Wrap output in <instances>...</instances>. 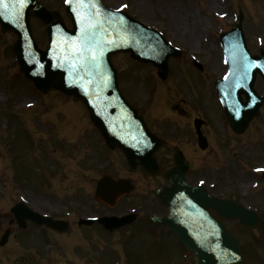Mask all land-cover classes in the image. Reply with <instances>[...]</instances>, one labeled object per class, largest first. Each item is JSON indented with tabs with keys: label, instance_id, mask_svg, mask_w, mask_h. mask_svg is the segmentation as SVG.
Listing matches in <instances>:
<instances>
[{
	"label": "rangeland",
	"instance_id": "1",
	"mask_svg": "<svg viewBox=\"0 0 264 264\" xmlns=\"http://www.w3.org/2000/svg\"><path fill=\"white\" fill-rule=\"evenodd\" d=\"M127 1L129 6L123 3L129 7L127 12H132L142 22L148 24V17L168 22L166 36L183 52L179 59H170L173 78L167 84L171 87L174 81H182L186 86L185 97L198 95L201 99L203 109L200 111H205V130L210 143L213 142L214 151L209 149L197 153L200 158H192L190 180L193 183L205 180L214 185L217 182L214 192L226 197L239 196L248 190L254 195L262 193L264 205V184L258 182L252 170L254 166L264 167V104L261 116L252 121L249 130L242 135H234L222 126L226 121L212 85V80L225 69L220 61L222 52L217 27L224 30L232 26L240 11L250 50L258 52V38H262L261 49H264V0ZM147 1L154 4L155 11H151ZM42 2L49 8L63 10L64 7L63 0ZM122 2L106 3L116 8ZM136 3L142 4L141 8ZM163 12L166 14L162 15L164 19L161 16ZM222 13L226 14V18H220ZM31 27L38 46L44 48L47 42L45 25L33 18ZM16 39L14 33L0 31V235L5 228L11 227L5 247L8 249L5 255H0L2 259L7 264H194L190 256L186 260L181 258L183 250L174 237L166 233H149L150 226L144 221L135 225L138 228L127 237L129 240H125L126 229L106 233L97 223L77 233L70 231L64 234L50 233L32 223H28L25 229L13 225L9 206L21 199L38 211L60 216L68 212V220L72 222L79 217L120 213L123 206H135L134 200L155 185L147 176L128 172L121 161L107 164V158L101 157L99 149L90 155L89 171L80 169L78 163L82 160L79 158L85 157L83 146H91L90 149L94 150L93 145L98 141H95L93 133L88 137L85 134L83 138L86 130L90 133L87 113L80 103L67 101L61 95L51 98V95L42 97L33 93L32 85L17 69L12 51ZM193 58L205 63L206 74L210 77L192 68L190 63ZM113 63L128 97L150 114L145 103L149 97L158 96L157 88L161 86L155 69L121 53L113 56ZM256 88L258 92L264 91L261 80L257 81ZM26 103H34L35 107L25 109ZM186 109L189 111V107ZM215 114L211 121V116ZM154 115H160L152 113V123L157 124ZM163 119L167 124L176 120L168 115ZM186 130L188 145L194 147L189 142L191 135L187 126ZM83 140L87 142L83 143ZM216 146L225 147L217 149ZM241 160L242 166L239 165ZM99 163L103 170L128 178L134 184L130 197L111 208L92 200L93 179L101 174ZM194 174L196 177H193ZM255 185L257 188L254 189ZM149 192H152L151 189ZM72 224L74 226L75 222Z\"/></svg>",
	"mask_w": 264,
	"mask_h": 264
},
{
	"label": "water",
	"instance_id": "2",
	"mask_svg": "<svg viewBox=\"0 0 264 264\" xmlns=\"http://www.w3.org/2000/svg\"><path fill=\"white\" fill-rule=\"evenodd\" d=\"M70 3L73 1L71 0ZM75 4L81 8L80 19L86 16L88 10L95 11L93 17L100 18L103 15L97 28L99 32L97 36L105 38L104 42L93 40L96 38L95 31L91 29V25L87 26L86 17L81 24L82 35L86 41H77L75 40V24L74 30L65 31L61 19L57 17V21L54 22L53 19L56 15L46 12L35 0H23L22 3L19 0H0L2 30L9 31L14 28L19 34V39L13 45L19 71L31 79L34 85L43 92L48 89H57L66 95H73L74 100L83 102L89 110L90 119L101 131L107 144L111 148L116 146L121 148L128 157L131 168L134 169L139 164L140 170L154 174L159 166L152 157V149L143 151L141 147L131 145L132 143L129 144L117 136L120 139L119 142L113 136H109L107 132L113 125L125 129L129 120L122 115L121 111L131 115L133 119L135 118V110L126 103L117 88L116 70L112 66L111 56L120 51L130 52L132 58L157 66L158 75L165 78L168 57L178 53L168 47L156 32L147 29L137 21L130 20L124 14V18L118 21L114 18H105L107 17L106 12L99 9L94 2ZM30 15L38 16L48 25L49 44L45 51L39 50L31 37ZM12 16L15 18L14 27L6 19V17ZM126 24L130 25L133 32L140 30L143 35L126 31ZM57 26L69 34L68 38L66 34H61L59 38H56V33H53V30ZM96 27L93 26V28ZM108 38L112 41H109ZM143 38L147 40L144 41ZM150 41L151 43H149ZM262 59L264 60L263 56ZM251 75L254 78V70ZM252 81L249 83L251 90ZM239 94L240 91L236 95L237 99H239ZM92 96H101L107 106L100 107V109L94 106V108L88 100ZM260 104L258 101L255 108L251 107L246 110L248 112L240 125L247 123L254 114H257ZM240 130L241 128L238 129V131ZM136 157L140 159L138 163L135 160ZM174 164L175 166L165 173L171 186L165 187L163 190H156L160 201L169 206V214L166 218L152 217L154 223L158 226H168L193 253L196 264H241L237 241L218 219L208 213L209 208L225 218L237 217L244 224L256 222L257 216L231 201L209 196L203 186H190L184 178L187 168L185 160L176 158ZM122 183L123 181L103 177L98 182L95 197L113 204L116 197L124 192V189L119 191L117 188ZM105 192L109 194L107 197L104 196ZM12 211L21 227L25 226L26 219H30L55 230H65V224L32 212L23 204H18ZM118 221L120 220L114 217L108 220L104 218L99 220L109 229L120 226ZM260 222L264 227V220ZM7 235L8 231L3 235L1 244L5 242Z\"/></svg>",
	"mask_w": 264,
	"mask_h": 264
},
{
	"label": "flooded vegetation",
	"instance_id": "3",
	"mask_svg": "<svg viewBox=\"0 0 264 264\" xmlns=\"http://www.w3.org/2000/svg\"><path fill=\"white\" fill-rule=\"evenodd\" d=\"M102 1L106 3L108 1H121V0H102ZM162 15L166 16L164 12L161 13V16ZM148 25L158 28L164 34H166V30H167L166 26H169L168 22H165L162 19H157L156 17L153 19L148 17ZM163 90L165 92V95H168V97H164L160 99L158 101V104L168 107L171 111L175 113L176 116H178V119L181 118L182 117L180 116V113H182V85L181 83L177 84V86L172 88L173 91H168L165 88ZM154 99L156 100V96H154ZM149 104L154 105L156 104V101L151 100ZM183 117H185V119L194 118L195 112H189L187 114L185 111ZM188 126L192 128L190 124H188ZM149 128L152 132L156 133L158 137L160 138V140L163 142L162 145L158 148V150L155 153L158 163L162 164L163 167L164 165L169 166L172 164L173 152L175 148H178L179 150H181V152L190 162L193 157L200 158V156L196 155L197 153H203L207 151V150H200L196 140H190L194 142L196 146L192 147L191 145L190 146L187 145L188 141H187V134H186V125L182 124V120L180 121L178 120V122L175 124H172V126L167 123H164V124L149 123ZM91 132H94L92 128H91ZM205 137L207 138L206 135ZM102 143H103L102 140H100V142H97L99 146H102ZM102 153L104 156L109 155L110 159L112 160H116L118 162L122 161L121 159L123 155L118 150L108 151L104 147V149L102 150ZM79 167L81 170L86 169L87 171H89V169H87L88 168L87 164L81 163ZM71 171L73 172L72 168H71ZM148 178H150L154 182L157 181L158 185L164 184L162 174H159L154 177H148ZM142 195H144V193H142ZM262 196H263L262 193L258 195H254V193H252L251 190H248L246 192H243L239 196L235 195V196H232L231 198L247 207H250L251 209H254L259 214V216L264 217V205L262 204ZM140 199L142 201L145 200V198H140ZM155 203L159 205V203L155 199H153L152 196H150L149 201L146 202V204L132 206L135 208L139 207L142 209V210H137V213L140 212V214H137L136 219H135L137 225L141 221H144V222L148 221L147 218H148L149 213L152 212L156 207ZM123 205H126V204H123ZM126 208H129V207H126ZM123 210H127V209H125V207L123 206L122 211ZM163 212L164 211L160 209V205H159L158 209L154 211L153 213L160 214ZM125 213L126 212L121 213V214H125ZM61 219H64V217H62ZM72 226L73 225L71 224L70 227ZM227 227L237 237L239 241L240 250H241V254L243 258V264H264V231L262 230V228L260 226H256L255 228L243 227V226H240L238 224V221L236 220L229 221L227 223Z\"/></svg>",
	"mask_w": 264,
	"mask_h": 264
},
{
	"label": "bare ground",
	"instance_id": "4",
	"mask_svg": "<svg viewBox=\"0 0 264 264\" xmlns=\"http://www.w3.org/2000/svg\"><path fill=\"white\" fill-rule=\"evenodd\" d=\"M224 3H225V1H224ZM140 8H141V6L140 5H142V4H140V3H136ZM129 7H127V9H128ZM97 86H98V84H96ZM165 88L169 91V85L166 83L165 85ZM164 97H168V95H165V92L163 91V90H159L158 91V96H156V104H155V108L153 109L154 110V112H155V114H160L161 115V113H163L165 110H166V106H162V105H159L158 104V101L160 100V99H162V98H164ZM170 97V96H169ZM191 114V113H190ZM185 162L186 163H188V159L186 158L185 159ZM194 163H196V162H194ZM141 175H144V176H146L147 174H148V172H146V171H143V170H141V172H139ZM128 185H129V182H128V180L125 178L124 179V181H123V183L121 184V185H119L117 188H118V190L119 191H123V190H121V189H124V191H130L131 189H132V187L130 186L129 188H128ZM128 189V190H127ZM108 191V190H107ZM109 192V191H108ZM108 192H105L104 193V196L105 197H107L109 194H108ZM110 205H111V203H109ZM124 245V244H123ZM121 246V245H120Z\"/></svg>",
	"mask_w": 264,
	"mask_h": 264
},
{
	"label": "snow or ice",
	"instance_id": "5",
	"mask_svg": "<svg viewBox=\"0 0 264 264\" xmlns=\"http://www.w3.org/2000/svg\"><path fill=\"white\" fill-rule=\"evenodd\" d=\"M23 2V0H21V3ZM66 2H68V0H66Z\"/></svg>",
	"mask_w": 264,
	"mask_h": 264
}]
</instances>
